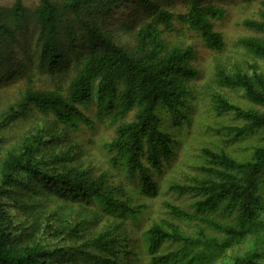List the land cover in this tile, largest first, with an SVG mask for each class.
I'll return each instance as SVG.
<instances>
[{
  "label": "trees",
  "instance_id": "trees-1",
  "mask_svg": "<svg viewBox=\"0 0 264 264\" xmlns=\"http://www.w3.org/2000/svg\"><path fill=\"white\" fill-rule=\"evenodd\" d=\"M129 1L135 3L137 24L132 43L121 44L110 20ZM180 2L179 10L174 0H39L34 10L14 0L0 7V264H127L128 236L117 231L118 223L137 219L142 206L132 205V196L107 172L96 175L79 163L77 145L60 128L75 133L82 125L93 128L83 109L95 103L97 119L114 126L113 136L102 144L109 166L135 184L141 196L158 195L155 175L173 157L176 143L163 129L162 115L188 121L189 82L198 75L191 64L194 47L168 46L164 35L178 22L208 48L224 46L214 25L226 9L207 0ZM242 24L262 38L244 37L240 45L264 58V1L258 18ZM28 25H33L32 37L21 44ZM18 54L23 61L6 70ZM23 63L53 77L68 75L67 87L35 89L28 74L27 86L14 96L2 94ZM217 83L240 89L259 107L243 108L220 93L213 96L219 114L232 113L244 123L229 129L230 141L264 132V73L259 67L230 72L218 67ZM28 112L51 116V122L38 124L5 148V129ZM201 154L200 174L169 186L186 204L166 202L169 218L146 229V264H264V145L245 158L223 149L203 148ZM50 196L93 206L94 217L102 214L117 223L84 239L92 220L50 209L42 201ZM247 239L251 242L244 252L229 253Z\"/></svg>",
  "mask_w": 264,
  "mask_h": 264
},
{
  "label": "rangeland",
  "instance_id": "rangeland-1",
  "mask_svg": "<svg viewBox=\"0 0 264 264\" xmlns=\"http://www.w3.org/2000/svg\"><path fill=\"white\" fill-rule=\"evenodd\" d=\"M217 3L226 9L224 17L215 22L214 28L224 37V46L221 50L208 48L202 38L194 31L182 27L175 22V29L165 34L168 46L179 45L185 47L191 45L195 49V58L191 64L198 70L196 78L189 82L190 95L187 100V108L184 118L172 119L170 115H162L163 129L167 131L175 140L174 155L169 162L163 165L162 171L155 175L159 185V193L154 198L141 196L135 184L125 179L120 170L111 168L108 164V156L102 149L103 142L109 140L114 134V126L108 122L99 121L96 117L95 103L83 110L94 123L93 128L81 126L78 132L64 131L68 140L74 142L77 147V161L83 166L90 167L93 174L107 172L112 181L123 185L127 194L132 196V205L142 206L137 219L121 220L118 232H124L128 236V247L130 259L127 264H146V252L144 233L146 229L155 221L161 218H169L164 208L166 202L184 206L187 201L176 196L169 191V186L173 183H183L191 177H196L200 173L198 167L202 165L204 158L201 154L203 148L214 150L223 149L230 155L237 158H245L257 146L264 145V132L257 130L248 133L244 138H236L230 141L229 129L242 127L243 122L237 119L232 113L219 114L213 104V96L220 93L227 99L243 108H259L248 102L240 89H231L218 85L217 69L230 72L236 69L248 70L250 64H256L259 70L264 73V58L251 54L246 48L240 45L239 40L244 37H260V34L249 30L243 26L245 19L258 18V10L264 0H207ZM14 0H0V7H9ZM24 4L34 10L39 0H23ZM174 9H181L180 0H174ZM135 3L129 1L121 4L115 11L110 20V27L113 28L115 39L118 43H132V29L137 22ZM137 24V23H136ZM33 25H28L24 35L20 38V43L24 44L32 37L30 34ZM16 51L20 52L18 49ZM21 53V52H20ZM18 61L8 66L6 70L11 71L17 67L19 60L24 59L23 55L18 54ZM20 74L17 75L9 84L7 90L2 94L14 96L20 88L28 85L25 75L31 74L33 87L35 89H56L65 88L69 82L68 75H57L53 77L46 72H38L32 63H23L20 66ZM3 87H0V91ZM32 112V111H31ZM26 113L9 125L4 134L8 137L5 148L17 143L21 136L29 133L38 124H49L51 116L47 117L41 113ZM132 115L127 120H130ZM59 128V127H58ZM50 209H60L70 217H85L92 220L84 231V239L94 234L114 226L117 221L112 217L95 216L93 206H83L77 203L60 201L52 196L43 200ZM22 217V215H18ZM183 228L189 232L186 227ZM117 231L115 233H117ZM251 239H247L241 244L233 247L229 253L240 254L249 246ZM264 251V248H263Z\"/></svg>",
  "mask_w": 264,
  "mask_h": 264
}]
</instances>
